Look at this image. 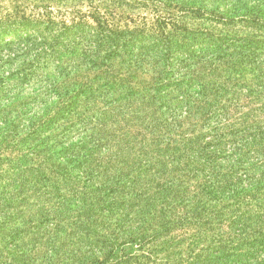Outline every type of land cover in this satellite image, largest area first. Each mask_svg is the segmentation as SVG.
Instances as JSON below:
<instances>
[{
    "label": "trees",
    "instance_id": "obj_1",
    "mask_svg": "<svg viewBox=\"0 0 264 264\" xmlns=\"http://www.w3.org/2000/svg\"><path fill=\"white\" fill-rule=\"evenodd\" d=\"M88 1L0 19V264H264V0Z\"/></svg>",
    "mask_w": 264,
    "mask_h": 264
},
{
    "label": "rangeland",
    "instance_id": "obj_2",
    "mask_svg": "<svg viewBox=\"0 0 264 264\" xmlns=\"http://www.w3.org/2000/svg\"><path fill=\"white\" fill-rule=\"evenodd\" d=\"M116 0L113 6H110L109 11H112L115 15L114 21H117L119 14L120 15H131L134 18H139L140 16L150 17L153 13L154 5H151L153 1L156 0ZM161 1H167V5L171 8H164L167 11H171L176 15H190V17L186 18L185 21L194 22L196 20L191 18V15L194 14L193 12H189L187 10H178V7L181 3L185 5H192L193 3H197L199 0H159L158 2L153 3H160L156 4L158 6H165ZM61 0H38L36 2H29V0H0V19H7V18H14L18 15H35L36 12H42L45 8L49 9L51 17L55 18L58 23L61 20H65L69 22L71 19L76 18L80 12H88L89 10H93L91 7H97L99 4L98 1L89 2L88 0H68L67 6L61 5ZM128 3L132 5L131 7L125 5ZM162 4V5H161ZM34 5V7H33ZM35 5H38L39 9H35ZM178 6V7H176ZM45 7V8H44ZM104 7V6H103ZM174 7V8H173ZM44 8V9H42ZM42 9V10H41ZM163 14L166 15L164 10ZM101 13H105V8H100ZM194 18V16H193ZM7 43V44H6ZM28 42L22 40L21 38L17 39L14 36L7 37L6 35H0V61H6L8 55L11 56L14 54H19L23 51L21 46L27 45ZM21 47V48H20ZM33 46L30 45L26 48H32ZM1 64V63H0ZM7 71L5 74L13 72L9 66H4ZM5 91V90H4Z\"/></svg>",
    "mask_w": 264,
    "mask_h": 264
}]
</instances>
